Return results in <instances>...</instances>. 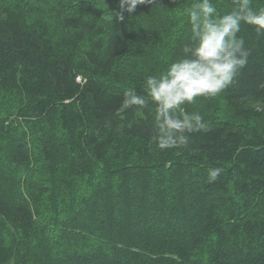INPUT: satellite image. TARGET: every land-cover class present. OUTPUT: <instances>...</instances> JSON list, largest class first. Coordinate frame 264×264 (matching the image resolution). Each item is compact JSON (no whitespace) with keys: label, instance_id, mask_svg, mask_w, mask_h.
<instances>
[{"label":"trees","instance_id":"obj_1","mask_svg":"<svg viewBox=\"0 0 264 264\" xmlns=\"http://www.w3.org/2000/svg\"><path fill=\"white\" fill-rule=\"evenodd\" d=\"M193 2L120 20V0H0V264H264V35L241 26L248 63L187 106L206 128L186 146L157 149L152 107H121L183 55ZM64 200L78 238L36 259Z\"/></svg>","mask_w":264,"mask_h":264},{"label":"clouds","instance_id":"obj_2","mask_svg":"<svg viewBox=\"0 0 264 264\" xmlns=\"http://www.w3.org/2000/svg\"><path fill=\"white\" fill-rule=\"evenodd\" d=\"M152 0H120L123 13L135 12L138 5ZM231 11L220 14L212 0H194L184 9L190 24V43L183 47V55L159 75L145 80L147 96L133 88L124 91L121 107L137 112L152 107L156 148L164 151L188 144V133L204 130L206 123L199 111L189 112L187 106L197 98L215 97L229 87L233 78L248 63L249 52L243 38L238 36L242 25H248L258 35H264V8L254 9L252 0H233ZM111 12V11H109ZM105 16L113 22L114 13ZM222 168L208 170L207 181L213 183Z\"/></svg>","mask_w":264,"mask_h":264},{"label":"rangeland","instance_id":"obj_3","mask_svg":"<svg viewBox=\"0 0 264 264\" xmlns=\"http://www.w3.org/2000/svg\"><path fill=\"white\" fill-rule=\"evenodd\" d=\"M77 81L83 82V79L79 76V78H77ZM219 95L220 94H218L217 96H219ZM199 100L206 101L209 104L212 102V100H213V102L215 101V99H212V97L211 98H197L196 102H198ZM64 201L65 202H63V204H61L60 206H57L55 209H53L54 211L52 212V217H54V219L56 221L54 223L58 224L56 226V228L54 229V231L57 235V238H55V244L53 246H51L50 243L48 244L46 241H43V244L39 245L38 249L34 250V252H33L34 258H36V259L42 258L43 256L41 254H43V253H46L49 256H54V253L56 254V252H55L56 249L60 250V248H64L65 246H67V243L65 242V240H69V243H71V241L75 242V239L78 238V237H76V233L74 231H72L73 229L68 228V224L70 221V216L68 215L67 207H66V203H68V202H67V200H64ZM74 208H75V206L71 207L68 211H71ZM57 210H59L62 215L59 214V212ZM63 211L66 212V214H64ZM82 215H81V217H82ZM86 215H87V210H86ZM186 218L187 217H185V219ZM78 241H79V239L76 240V242H78Z\"/></svg>","mask_w":264,"mask_h":264}]
</instances>
